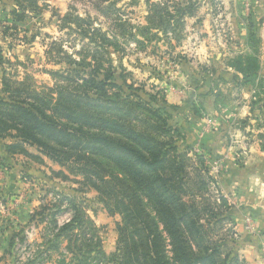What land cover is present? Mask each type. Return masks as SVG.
<instances>
[{
    "label": "clouds",
    "instance_id": "obj_1",
    "mask_svg": "<svg viewBox=\"0 0 264 264\" xmlns=\"http://www.w3.org/2000/svg\"><path fill=\"white\" fill-rule=\"evenodd\" d=\"M110 6L115 9L111 13L100 10ZM36 7L41 9V14L30 24L35 25L33 31L41 25H48V29L41 28L37 37L43 44L41 53L45 59L37 60L35 65L25 61L27 67L22 74L11 77L15 81L12 86L26 87L44 97L46 106L37 105L39 111L71 139L67 148L60 149L63 155L71 157L66 163L72 164L77 157L81 161L91 159L83 145L96 137L124 145L146 164L166 161L155 173H146L142 182H135L125 171V176L119 180L114 175H101L102 179L96 180L98 186L115 184L119 199H124L125 194L140 196L139 207L162 234L165 255L161 264H177L179 255L185 256L184 264H188L197 256L207 255L219 244H227L223 249L225 255L239 253L241 264H264V166L257 164L264 161V153L256 157L243 153L248 158L247 172L240 169L239 164L232 163L239 154L236 157L224 155L228 152L229 138L236 136L233 125L245 115L251 116L249 109L253 107V100L264 104V0H37ZM0 8L19 11L15 3ZM53 25L62 31L56 33ZM65 25L75 31L69 35V27ZM165 25L172 28L166 36L163 33ZM93 28L98 31L93 32ZM145 29L147 35L142 34ZM45 30L53 32L51 38L44 35ZM80 32H87L89 38L95 37L97 41L107 37V42L93 45L79 37ZM153 36L156 39H152ZM134 40L144 42L145 55L158 45V50L168 49L171 60L164 63L149 57L151 63L142 65L144 74L132 75L126 83L125 79L118 77L127 71L129 65H134L135 56L141 54ZM177 41L181 42L180 47H176ZM201 45L206 46L204 60L197 58L186 63L184 49L190 47L195 52ZM97 47L100 48L99 54L95 51ZM86 62L97 69L94 76L82 71ZM121 64H124L123 68ZM49 69L50 74L45 75ZM112 69L115 73L111 81L108 80L101 89L97 85ZM165 69H174L175 73L169 71L164 75ZM16 71L15 66L9 69V73ZM132 72L136 73L137 69L133 67ZM153 73L161 78L157 79ZM112 83L117 86H110ZM4 87V83H0V89ZM189 89L192 90L191 96L188 95ZM0 95L7 98L9 93L0 91ZM81 98L97 103L118 102L125 110L139 113V119L126 118L123 112L104 111L77 103ZM145 103L151 111L138 107ZM69 114L81 119L69 120ZM96 121L109 122L122 127L125 132L94 126ZM252 123L255 125L257 121ZM259 123L258 131L264 132V117L259 118ZM5 126L3 145L22 143L28 153L17 150L5 152V155L13 163L31 164L33 168L46 172L47 160L44 163L36 162L40 159L29 160V154L36 150L29 129L22 124L15 125L11 120L6 121ZM244 139L243 135L239 140L232 139L233 148L243 147ZM59 143L65 144L63 141ZM221 147L224 152L219 156L223 159L217 155ZM47 151L54 156L51 150ZM181 152L186 153L183 161L177 158ZM201 152L205 153L202 157L205 167L222 169L218 182L231 181L226 189L233 194L230 203L240 210L233 223L226 224L222 230L215 228L209 232L214 226L203 209V201L194 202L190 196L182 194L177 206H182L183 211H176L174 215L187 214L188 220L173 237L169 234L172 229L161 218L159 209L141 193V183L159 178L186 191L191 185L190 178H195L194 167L198 165L194 162ZM225 161L227 166L222 168ZM186 163L193 164V167H185ZM252 164L257 167L252 168ZM101 167L111 171L110 165L102 164ZM232 169H239L243 174L234 176ZM91 195L95 198L97 193ZM120 214L124 216V213ZM122 229L130 232L132 226L125 224ZM115 243V247H112V240L103 245L93 244L92 264H123L124 244L120 240ZM105 246L108 255L103 252L98 255L97 250ZM40 249L41 245L25 243L13 251L4 243L0 245V255L11 253L16 264H55V260H45L42 251L38 254ZM145 251L137 243L128 253L132 264H150V261L136 260L137 255ZM150 255L155 256L154 253ZM0 264H10V260L5 259ZM217 264H220L219 260Z\"/></svg>",
    "mask_w": 264,
    "mask_h": 264
},
{
    "label": "rangeland",
    "instance_id": "obj_2",
    "mask_svg": "<svg viewBox=\"0 0 264 264\" xmlns=\"http://www.w3.org/2000/svg\"><path fill=\"white\" fill-rule=\"evenodd\" d=\"M8 3L17 4L19 6V11H17L15 8H13L11 11L0 8V52L2 56V59L0 60V83H6L7 85H9V87H11L10 89H12L14 88L12 85L13 83H15V81H12L11 77L19 76L22 74L23 70L27 67L25 61H29L33 65H35L37 60L43 61L45 59L41 53L43 44L38 41L37 37L40 35L41 28L48 29V25H41V28H38L35 31L32 30L35 25H31L30 21L41 14V9L36 7L37 0H0V7H3V5ZM100 10L105 14H108L115 9L114 6H110L107 9ZM5 12H7V15L4 14ZM29 13H33L34 15L29 16ZM49 19H51V17H49ZM80 23H90V21H80ZM65 26L69 27V35L71 34V31H75L71 30L70 26ZM52 27L55 29L56 33L62 31V28H56L54 25ZM89 27L91 26L89 25ZM92 31L96 32L98 30L93 28ZM144 31L145 32H142V34L147 35V29H145ZM170 31H172L171 25H165L163 29L164 35L166 36ZM44 35L48 38H51L53 32L51 30H45ZM65 35H68V33H66ZM78 36L85 40H88V42L93 45H101L107 42V37H103L100 41H97L95 37L89 38L87 32H80L78 33ZM152 39H156V37L153 36ZM184 39H187V37H184ZM133 43H135L136 47L140 49L141 54L135 56V64L129 65L127 71L122 72L118 77V79H125L126 83L129 79H131L132 75H135L137 73L140 75L144 74L142 65L151 63L149 57H151L152 59L158 58V62L164 63H168L171 60L168 49L158 50V45L157 48H153L151 52L145 55L146 47L144 45V42L134 40ZM38 44L39 48L37 47ZM180 46L181 42L177 41L176 47ZM237 47H239V45H237ZM95 51L96 54H99L100 48L97 47ZM205 55L206 46L204 45H201V47L197 48L195 52H193L190 47H187L184 49L183 59L186 63H192L197 58L203 61ZM21 57H23V59H21ZM165 57H168V59L166 60ZM92 58L95 59V56H93ZM5 65H7V67H5ZM13 66H15L17 71L14 73H9V69H11ZM120 67L123 68L124 64H121ZM133 67L137 69L136 73L132 72ZM82 71L94 76L97 69L93 68L90 62H86L85 67L82 69ZM110 71L113 74L115 73V69H112ZM169 71L175 73L174 69H165L164 75H167ZM50 72L51 69L45 71L44 74L49 75ZM153 74L156 75L157 79L161 78L157 73ZM148 78L151 79L152 77L149 76ZM101 81L107 82L108 80H106L105 77V79ZM109 81H111V79ZM110 86L115 87L113 84H111ZM4 88L0 89V91L4 92ZM30 91L37 93L34 90ZM132 94L133 93H130V95ZM188 95H192L191 89H189ZM2 97L5 96L0 95V99ZM81 103H85L93 108H96L95 103L97 102H93L90 99L81 98ZM97 104L100 106L106 105L105 102ZM252 104L253 107L249 109L251 116L249 117L248 115H245L239 123L233 125L236 136L229 138V141L227 142L228 152L224 153L225 156L231 155L232 157H236L237 154H239V158H234L232 160V163L239 164L240 169H245V172L248 171V169L246 168L248 158L244 157L243 153L247 152L249 157L260 156L261 153H264V132L258 131L260 127L259 118L264 117V104H260L257 100H253ZM108 107L112 106L109 105ZM138 107L146 108V110L151 111V109H148L146 107V103L139 104ZM117 108L120 111H118ZM104 111L123 112L124 117L126 118H130L133 120L139 119V113L135 112L132 109L125 110L123 107H121L120 104L112 107V110L106 109ZM253 120L257 121L255 125L252 123ZM241 135L245 137V139L243 140V147L233 148L231 140H239ZM252 137H254V139ZM17 150L25 152V149H22L20 147L12 149V151ZM220 152H224L223 147L218 150V156ZM25 154L28 153L25 152ZM89 154L91 153L88 152V155ZM179 155H181V157L178 159L183 161L186 153H178L177 157ZM204 156L205 153L201 152L196 157L194 165H198V167H194L195 178H190V187L186 191L182 188L176 191V197L172 202L177 203V200L180 199V196L182 194L190 196L194 202L203 201V209L207 211L210 222L214 226V228L209 229V232H213L215 231V228H217L218 230H222L226 224L233 223L240 209H238L234 204L230 203V197H232L233 194L231 191H227L226 189L230 185L231 181L218 182L217 177L222 175V169L214 170L212 168L205 167L204 160L202 159V157ZM219 158L223 159L222 156H219ZM34 159H40L39 161H36L37 163H44V161L47 160L49 166L47 167L46 172H41L39 169L33 168L31 164L18 165L16 163H13L9 156H7V158L5 159L6 163H3V161H1L0 159V164H4L2 173L5 172L4 170L6 168L14 167L18 175L24 181V185L22 184L23 188H28L27 194H30V197L33 198L34 201L36 200L35 204L37 206L43 205L48 207L46 210H44L45 215L50 212V214H47L46 217L44 216V218L40 220L38 218H35L33 223L31 221L28 222L24 231V235H22L23 237L20 235L17 237L18 239H24V241L22 242L17 241L18 245L23 246L25 245V243L29 244V242L32 243V245H35L33 241H41L42 239L43 243L40 244L42 246V249L38 250V254H40V252L42 251L45 254V260H55V264H92V257H80L81 253L78 252V249H80L81 247V241L74 242L71 248H69V245L71 244L73 239H75L79 234L80 229L78 227L69 231L68 234H61L60 236L56 235L59 231L58 228H62L64 224L70 222L75 214L74 211L69 208L66 201H62L64 198L63 195L67 193H70L71 197L78 202V205L80 207L78 208L80 209L79 213H82L83 217L86 214L84 220L87 223H91L89 224V227L91 226L90 228L92 232H94L93 235L95 236V242L99 240L100 245H103L106 241L112 240V247H115V242L120 240L125 246L127 243L132 242L133 239L131 237L129 238V240L123 241L121 235L124 232L129 236H131V234L134 235L135 244L133 243L132 247H135L137 243H139L140 245L142 244V242L138 240L139 238L136 237L138 228L134 226V223H136L138 227L142 226V223H140V221L137 220L135 216H133V219H127V221H125L124 216L121 215L120 212L113 211L112 208L109 207L106 202H104L103 198L99 197V192L91 184L84 183L86 182L87 178L82 172H80V169L85 167L87 163L86 160H75L72 164H67L66 159L63 160L64 162L52 161L42 152V150L38 146H36V150L34 153L29 154V160ZM188 159L190 160L191 158ZM257 164H261L262 166H264V161H258ZM257 164H252L251 167L256 168ZM94 165L95 164H93L92 167H95ZM112 166L113 167L111 168V171L113 169H118L117 167H115V165ZM226 166L227 161H225V164L222 166V168ZM185 167H193V164L186 163ZM232 172L234 176L243 174L239 169H232ZM102 175L108 176L111 174L109 173V171H103ZM92 181H96V179L93 178ZM25 183H27V186L25 185ZM221 183H224V187H221ZM116 189L118 188L116 187ZM92 192L97 193L95 198L92 197ZM17 195L18 196L13 197V199L12 197L3 198L0 196V230L5 229V231H9L10 227H16L14 226L16 218L13 215L15 212H18V206L20 205V203H22L19 201V194ZM56 204L66 205V209L68 208V210L58 215V217L53 218V207ZM257 211H259V209H257ZM125 224L132 226V230L130 232H127L126 229H122ZM95 228L96 230L94 231ZM229 231H231V229H229ZM54 238H58L59 244L57 245V247L47 248L46 242ZM197 246H200L199 242H197ZM128 248H130L129 244ZM224 248H227V244L217 245L213 248L212 251L207 252L211 254V257L199 264H217L218 260L220 261V264H241L239 253H229L228 255H225V252L223 250ZM90 249L93 248L91 247ZM129 250L131 251V249ZM123 252V264H132L131 257L127 254L129 252H126L124 248ZM4 257V260H10V264H16V258H12L10 253H6ZM83 257L85 259H83ZM136 260L137 262L141 261V257L139 256L138 259L136 258ZM25 264H28V262H25ZM41 264H43V262H41Z\"/></svg>",
    "mask_w": 264,
    "mask_h": 264
},
{
    "label": "trees",
    "instance_id": "obj_3",
    "mask_svg": "<svg viewBox=\"0 0 264 264\" xmlns=\"http://www.w3.org/2000/svg\"><path fill=\"white\" fill-rule=\"evenodd\" d=\"M1 59L2 56L0 52V60ZM112 75L114 74L109 71L106 75V80H110ZM106 83V81H101L97 86L102 89ZM112 84L116 86L114 83ZM4 85L6 87L3 91L9 93V95L7 98L2 97L0 99V138L2 139V134L7 130L5 122L11 120L15 125L22 124L25 126V128L29 129V134L32 136L35 145L38 146L42 150V152L52 161L64 162V159H71V157L63 155L60 151V149L67 148V143H70L71 139L66 138V133L63 129H58L53 122L44 118L43 114L37 107V105L46 106L44 97H42L39 93H34L28 90L26 87H14L10 89L11 87H9V85H7L6 83H4ZM29 101H31V103H29ZM77 103H81V99H79ZM105 104L106 105H102V107L95 103V107L102 110H112V107L120 103L113 101L105 102ZM109 105H111L112 107H108ZM117 110L120 111L118 108ZM67 118L69 120L81 119L80 116L72 114H69ZM94 126L111 128L116 132H125V129H123L122 127H116L111 123L104 121H96L94 122ZM61 141H63L65 144L59 143ZM6 147L8 152H12V149L16 147H20L23 149L22 143H14L12 145H7ZM83 147L86 149V151L88 150V152L91 153L88 155L91 159L86 160L87 163L85 167L80 169V172H82L87 178L86 182L84 183L91 184L99 192V197L103 198L104 202H106L113 211L124 213L125 221H127V219H133V216H135V218L139 220L140 223H142V226L138 227L136 223H134V226L138 228L136 237H138V240L142 242L141 246L144 247L146 251L142 255H137L136 258L138 259V257L140 256L141 260L146 262L150 261V264H161V261L163 260V257L165 255L164 245L162 243V234L157 231L155 223L151 221L148 218V215L139 207L140 196L133 193L129 197L127 194H125L124 199H119L118 197L120 193L119 190L116 189L117 186L115 184L98 186L96 181L92 180L93 178H95L96 180L102 179V172H108L109 170L101 167V165H108L109 163L111 168L113 167L112 165H115V167L118 168L109 171V173L111 175H114L117 180L122 179L125 176L126 172L129 177L132 178L135 182H142L145 179L146 173H155L158 169L164 166L166 161L161 160L155 162L152 165L146 164L142 160H140L133 151L126 148L124 145L109 141L104 137H96L89 143L83 145ZM47 149L51 150L54 153V156L49 155ZM180 157L181 155H179L177 158ZM79 160L80 158L77 157L76 161ZM93 164H95V167H92ZM179 189L180 187L178 185H169L166 182L161 181L159 178L152 179L150 182L141 183V193L144 197L148 198L156 208L159 209L161 218L172 229L169 234L173 237H175L176 234L180 231L182 225L187 224L188 220L187 214L179 215L178 217L174 215V212L176 211H183L182 206L178 207L177 205H175L177 204L176 202H172L176 197V191H178ZM63 196L64 198L62 201H66L69 208H71L75 214L73 213L74 217H72L70 222L64 224L62 228H58L59 231L56 235L60 236L61 234H68L69 231L78 227L80 231L76 238L81 239H73V241L69 245V248H71L74 242L81 241V247L80 249H78V252L81 253L80 257L89 256L90 258L92 257L90 252L93 250L90 248H93V244H100V241L98 240L95 242V236L93 235L94 232H92L90 228L91 226L89 227V224L91 223H87L84 220L86 214L83 217V214L79 213L80 209L78 208L80 207L78 205V202L70 196ZM125 201L128 202L125 203ZM61 206L62 205L60 204L54 205V210L52 212L53 218H56L59 213H63L68 210V208L62 209ZM47 208V206H40L39 209L35 210L32 213L30 221L33 222L35 218H38L40 220L44 218V216L46 217L47 214H50L49 212L45 215L44 210H46ZM201 228H203V226H201ZM95 230L96 228L94 229V231ZM19 235H24V230L21 233L19 232L13 235L12 241L9 245L11 250L15 249L18 244L17 241H24L23 238L17 239L16 242L13 240L16 236L18 237ZM121 236L123 241L129 240V238L132 237V244H135V237L133 234L129 236L123 232ZM173 242L176 243L175 240ZM58 244V238H54L46 242L47 248H55ZM128 244L129 243L124 246L126 252H130L129 249H131L132 251L134 248H128ZM100 252L104 253L102 248H99L97 250V254L99 255ZM150 253L155 254L154 258L152 255H150ZM206 254L207 255L204 256H197L194 260L188 261V264H199L206 261L211 257V254ZM104 255L107 256L105 253ZM83 259L85 258L83 257ZM92 259L94 258L92 257ZM176 260L177 264H184L186 257L183 255H179L176 257Z\"/></svg>",
    "mask_w": 264,
    "mask_h": 264
},
{
    "label": "crops",
    "instance_id": "obj_4",
    "mask_svg": "<svg viewBox=\"0 0 264 264\" xmlns=\"http://www.w3.org/2000/svg\"><path fill=\"white\" fill-rule=\"evenodd\" d=\"M6 146L7 145H3L2 139L0 138V148L4 149V150H0V159L1 161H3V163H6L5 159L7 158V155H5V152H7ZM3 167H4V164H0V196L3 198L12 197L13 199V197L18 196L17 194H19V201L22 202L18 206L19 208L18 212L17 213L15 212L13 215L16 218V221L14 222V226L16 227L15 228L10 227L9 231H5V229L0 230V245L6 243L8 246V249H10L9 245L12 241L13 235L19 232L21 233L23 230L25 231L28 222H30L32 213L35 210L39 209L40 205L37 206L35 204L36 200L34 201V199L30 197V194H27L28 188L27 187L23 188L22 184L24 185V181L18 175L14 167L6 168L4 170L5 172L2 173ZM25 185L27 186V183H25ZM65 195L71 197L70 193H67ZM17 239L18 238L16 236L15 239L13 240L16 242ZM33 242L35 243V245L36 244L40 245L43 243V240L41 239V241L36 240ZM29 244L32 245V243L30 242ZM102 249L104 253L108 255L106 247H103ZM5 254L0 255V262L4 260Z\"/></svg>",
    "mask_w": 264,
    "mask_h": 264
},
{
    "label": "built area",
    "instance_id": "obj_5",
    "mask_svg": "<svg viewBox=\"0 0 264 264\" xmlns=\"http://www.w3.org/2000/svg\"><path fill=\"white\" fill-rule=\"evenodd\" d=\"M61 208H62V209H66V205H62ZM63 213H64V212H63ZM60 214H62V213H59L58 215H60ZM58 215H57V217H58ZM33 222H34V221H33ZM33 222H32V223H33Z\"/></svg>",
    "mask_w": 264,
    "mask_h": 264
}]
</instances>
